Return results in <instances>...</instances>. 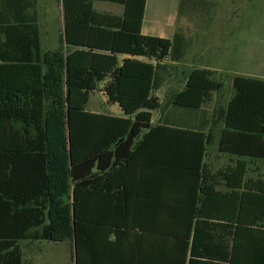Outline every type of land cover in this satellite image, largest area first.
Segmentation results:
<instances>
[{
    "label": "trees",
    "instance_id": "obj_1",
    "mask_svg": "<svg viewBox=\"0 0 264 264\" xmlns=\"http://www.w3.org/2000/svg\"><path fill=\"white\" fill-rule=\"evenodd\" d=\"M60 2L58 48L41 47L35 0L31 18H0V264H23L21 240L69 241L74 264H192L213 254L221 222L233 224L228 264H264V180L243 183L238 159L222 173L234 218H213L227 193L204 161L220 121L221 152L264 159V79L235 75L207 129L197 117L222 82L193 67L158 96L166 59L179 62L189 41L143 34L147 0ZM97 88L122 116L87 110Z\"/></svg>",
    "mask_w": 264,
    "mask_h": 264
},
{
    "label": "rangeland",
    "instance_id": "obj_2",
    "mask_svg": "<svg viewBox=\"0 0 264 264\" xmlns=\"http://www.w3.org/2000/svg\"><path fill=\"white\" fill-rule=\"evenodd\" d=\"M93 6L98 11L113 14L122 11V5L108 1H94ZM40 8V23L44 34L42 49L62 46L63 34H60V31L63 29V21L60 0H43ZM152 12L160 24L166 23L169 15L176 16V25L184 22L188 28L185 32L189 33L185 58L179 62L170 59L165 61L168 72L163 85L157 91L160 98L168 90L182 89L184 74L193 67L212 62L211 58L214 57L208 49L214 48L210 41L217 38L230 39L232 44L229 47L232 46L237 56L229 60V64L234 66L235 71L248 72L252 76L264 79V0H147L143 33L168 37L170 33L168 29H165L163 34L158 29L155 32L149 31L151 28L148 22ZM181 28L185 30L184 26ZM243 42L248 47L245 60L238 55L241 47L244 46ZM217 65L219 66L220 63ZM213 66H215L214 62ZM233 75L229 69L214 74V79L221 81L224 87L214 93L212 100L208 102L207 107L210 111L213 107L225 105L233 94ZM102 84L99 83L98 87L100 88ZM86 108L92 112L123 115L117 105L106 103V96L98 88L90 93ZM158 117L159 113L154 112V121ZM215 160L217 164L223 162L222 159ZM19 244L23 254V264H74L72 245L69 241L21 240Z\"/></svg>",
    "mask_w": 264,
    "mask_h": 264
},
{
    "label": "crops",
    "instance_id": "obj_3",
    "mask_svg": "<svg viewBox=\"0 0 264 264\" xmlns=\"http://www.w3.org/2000/svg\"><path fill=\"white\" fill-rule=\"evenodd\" d=\"M42 1L43 0H35V17H36V23L39 29L41 47L43 45V36H44L41 23H40V15H41L40 4ZM33 2L34 0H23L22 3L15 4L13 0H0V18L6 20V18L8 17L12 18L13 14L15 13H17L18 15L22 14L24 18H31L30 14H32L33 11L31 9H27L26 6L27 5L30 6ZM13 4L18 7H12ZM121 13L122 11L120 13L118 12L114 14L120 15ZM145 14H146V8H145L144 16ZM143 23H144V17H143ZM143 23H142V33H143ZM176 24H177L176 16H173V15L172 16L169 15L167 17L166 23L160 24V22L155 19L153 12L150 15L149 22H148V26L149 28H151V30H149L150 32H155L158 29L163 34V32L165 33V29H168L170 33H169V36L165 38H172L175 33H180L184 37L188 38L187 35H189V33L185 32L186 30H188V28H186L187 25L184 22H181V23L179 22L178 25ZM181 26H184L185 30L182 29ZM60 34H63V29L60 31ZM147 35H150V34H147ZM159 37H162V36H159ZM216 43L219 46L218 45L216 46ZM210 44L214 45L212 46L214 48L208 49L210 50V53L213 55L214 58H211L212 62L210 64H206L203 66H197L198 68H206V69L213 71V77L215 73L221 72V70L228 71V69H229V72L232 73V75L234 74L233 77L235 75L252 76L251 74H248V72L235 71L234 66L232 64H229L230 62L229 60L233 59L234 56H237V54L234 53L232 46L229 47L230 44H232L229 38L212 39L210 41ZM242 44H244V46L241 47L240 51L238 52V55L240 56V58H243V60H245L246 59L245 55H247V53L245 52L248 50V47H246L244 42ZM185 56L186 54L184 55L182 59H184ZM213 62L215 63V66H213ZM222 62H227V63H222ZM219 63L220 65L218 66L217 64ZM253 77H256V76H253ZM222 87H224L223 84H222ZM214 93H217V92H214ZM214 93H212L210 100L204 103L203 105V108L205 109L206 114L199 115L197 117V122H200V123L205 122L207 129L210 127L212 119L217 121L216 116H217L218 111H223L225 109L227 102L233 95L232 94L228 98L225 105H220L218 108L213 107L210 111L209 108L207 107V104L208 102L212 100V96ZM221 127H222V123L220 121L218 122V126H216L215 128V136L212 142L207 146L204 161L208 168L209 174L213 177V179H215L216 189L227 193L226 197L218 201L217 199H215L214 205H212V208L210 209L213 215H217V216H213V218L231 220L234 218V215H235V209H234L235 202H234L233 195H231L232 188L227 186L226 182L222 178V173L226 171L227 169L234 168L235 163L238 159L240 160L243 159L245 161L244 163L245 175H244L243 183L244 182L246 183L247 181L248 184H252L257 179L264 180V159H252L248 157H238L235 155L221 152L218 148V138H219L218 130ZM215 159L217 160L222 159L223 162L220 164H217L215 162L216 161ZM248 217L250 218L252 216L249 215ZM232 227H233V224H230V223L227 224L226 222L214 224L213 231H212V239L210 243L211 247L208 248V250L210 249L213 250V254L211 256L209 255L198 256L197 253H194L193 255L194 259H198L199 262L192 263V264H228L226 254L224 252V247L226 246V243H225L226 240L229 239L226 236L230 233V230L232 229ZM200 246H202V242H200ZM194 250H196L197 252L198 248L196 247V249Z\"/></svg>",
    "mask_w": 264,
    "mask_h": 264
}]
</instances>
